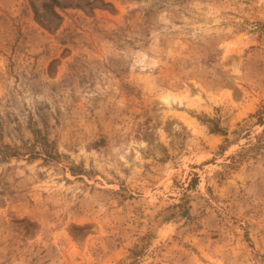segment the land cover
<instances>
[{
  "label": "rangeland",
  "instance_id": "374dc122",
  "mask_svg": "<svg viewBox=\"0 0 264 264\" xmlns=\"http://www.w3.org/2000/svg\"><path fill=\"white\" fill-rule=\"evenodd\" d=\"M0 264H264V0H0Z\"/></svg>",
  "mask_w": 264,
  "mask_h": 264
}]
</instances>
